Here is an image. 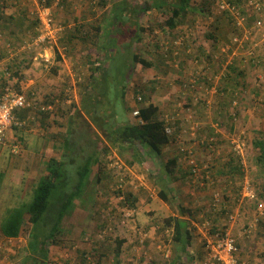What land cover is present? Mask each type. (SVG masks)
Returning <instances> with one entry per match:
<instances>
[{"label": "rangeland", "instance_id": "374dc122", "mask_svg": "<svg viewBox=\"0 0 264 264\" xmlns=\"http://www.w3.org/2000/svg\"><path fill=\"white\" fill-rule=\"evenodd\" d=\"M105 1L102 3V0H51L49 6L53 11L54 20L63 25L64 31L57 35V40L52 47H47L45 44L38 43L35 38L40 33V25L37 26L35 13L38 0H0V21L2 19L12 20L13 13L18 15L21 13V29L30 27L25 43L30 42L31 48L25 50H30L32 55L36 52H48L55 55L58 52L62 56L61 67L65 71L64 88L46 94L44 91H40L39 94L36 92V95H30L28 92L30 97H42L43 105L50 104L51 100L54 101L53 113L55 114L52 116L53 113H51L49 116L50 128H52L49 130L53 132L51 134L64 133L62 138L66 141V137H69L70 124H72L77 133H73L69 141L78 142L79 147L86 146L83 141L81 142L84 134L82 132L86 129L89 130L90 125L93 126L92 121L85 117L82 109H80L82 113L76 114L75 108L66 103V100L71 99L74 105L81 107L82 98L84 100H88V96L93 98V95H90L93 92L96 93L95 99L101 97L99 92L103 93L101 94L103 95L101 98L105 102L103 107H108L110 112L116 111V119L120 125L135 122L137 118L133 115V111L136 107H141V104L146 105L145 102L156 101L162 107H165L163 104L166 102H176L181 106L185 105L188 97H191L193 105L190 108L194 113L188 122H184L188 131L179 133L182 141L189 142L195 138L208 142L210 137L216 139L209 133H225L228 136L227 140H231L234 148L235 143L241 140L245 143V149L242 155H238L244 167L245 180L244 182L238 180V183H233V187H230L228 183L223 187L214 186L209 189L203 188V191L196 190L194 187L197 178H193V182H191L190 174L188 175L189 179L184 178L181 171L179 173L176 171L170 176L167 175L169 173L166 171V163L173 159L178 150L179 141L174 139L175 141L162 148L161 155H156L149 154V151L140 145L138 148L129 143L110 144L103 135L102 140L108 144L110 152L105 154L104 149L99 152L102 171L98 170L99 166L92 167L91 174L84 181L81 194L73 199V204L68 207V212H65L66 214L58 225L61 233L57 237L53 235L52 237L55 239L48 243V253L44 262L41 256L38 257L42 259L40 264H115L114 249L117 237H127L121 254L123 259L121 264H207L202 242L208 228L213 226L223 229L236 220L238 222L235 227L244 236L242 239L238 236L242 247L239 252L240 262L255 264L256 261H261L260 264H264V211L262 215H259V208L263 207L264 209V174L260 172V167L256 164V156L259 152L255 149L252 153L251 149L252 142L256 137H259V133H264V68L259 66L256 69L251 68L246 72L247 81H240L238 90L231 89L234 84L224 76L227 73L225 69L227 62L224 66L223 58L226 53H229L228 57L232 59L240 51L238 45L231 41L236 33L231 18L225 12L218 10L213 2L208 4L210 9L205 5L207 12L203 11L205 12L203 14L198 9H194L199 7L203 9V5L199 4L201 0L192 1L190 6L195 10V13L188 14L185 24L170 28L165 22L172 15V5H178L180 0ZM122 1L126 2L123 3L125 7L130 6L137 12L158 1H162L163 6L160 9L152 8L148 12H139L141 15L136 17L137 28L141 31L140 36L134 37L128 32L127 24L130 19H133L132 15L125 14L120 19L113 16L114 21L119 22L117 29H121V31L118 32L115 41L112 39V42L116 45L121 44V46L116 47L111 43L112 45L108 47L107 44H110L111 41V36L106 28L109 25L108 10L103 9L107 5ZM236 1L241 2L242 0ZM12 2L13 5H9ZM24 5L27 7L26 13L25 10H22ZM91 9L102 13L97 28L92 23L99 22L88 17V14L92 12ZM78 27H81V31ZM91 27L96 28L98 33ZM2 31L9 30L5 28ZM257 41H260V38H257ZM257 41L255 40L254 44ZM127 44L130 46L126 47ZM200 46H203L207 52L212 50L215 52L208 60L203 59V55L200 60L198 54V51L201 50L198 48ZM256 50L259 53H264V44H258ZM133 54L141 55V57L152 61L154 67H145L140 72L137 71ZM238 57L241 59L242 55ZM42 59L48 66L49 62L42 57L38 59L37 64ZM199 61L203 63L200 64ZM197 65L200 69L203 67V72L207 66L210 68L207 78L203 77V83L198 86L195 83V76L198 72L196 71ZM27 66H33V64L29 63ZM124 67L126 68L124 69ZM92 74L97 77V81H92ZM106 77L110 79H106ZM50 94V100L43 99ZM218 95L226 97L228 102L227 108L220 109L221 113L218 110L219 104H216ZM138 96L143 98L141 103L137 100ZM198 106L202 107L203 114L198 111ZM69 110L70 112H68ZM241 111H243V116H237L238 113L241 114ZM196 112L199 113L195 115ZM196 125V130L193 132L192 127ZM92 134L95 136L98 133ZM63 143L65 144V142ZM219 146L216 148V152H212L214 146H212V150L205 149L204 146L203 148L197 147L201 150V152H197L198 157L195 156L194 159L187 160L185 166L190 167L194 172L199 171L198 174L201 172V167L204 168L206 165L204 160L214 163L217 167L221 166L222 161L215 163L217 161L215 157L229 161L230 157L226 151L231 148V152H233V149L225 142L220 143ZM30 149L36 150L37 148L32 146ZM55 151L60 152V149H55ZM70 154L65 149L62 159H65L67 163L64 166L73 175V172L77 173L79 169L76 168L78 162L70 161ZM134 155H136V161H133ZM46 156L50 157L51 155ZM44 157L40 154L26 155L25 157L22 154L15 157L11 154V149L8 146H0L1 222H6L10 214L24 210L25 206H29L35 198L36 189L32 190L27 186L22 188L14 183L16 180L19 181L18 179L24 174L20 173V169L14 171L13 166L31 162L32 168L36 169V162L39 161L40 167L42 166V175L48 167ZM197 159L201 160L200 163L196 162ZM15 168L18 167L15 166ZM182 169L185 168L182 166ZM71 175L65 176L68 177V181L60 184L59 189L53 193L51 201L56 194L76 188L77 177ZM29 178L26 173L24 183H27L28 186L38 182V180ZM243 185L246 188L250 187V191H254L253 198L245 197L248 194L246 188L240 192V186L243 187ZM66 186L70 189L68 190ZM172 187H177L179 193L174 194ZM27 189L31 194L24 196L23 192ZM164 191L169 197L167 201L160 195ZM198 192H203V202L201 201L200 204L203 207V221L195 225L196 230L193 232L196 240L191 247H193V251L198 252L199 257L198 260H193L189 257L190 253L183 249L180 251L181 244H176L172 239L166 219L173 214H179V204H181L179 201L184 204L185 201L190 200L189 197L196 198ZM217 193L220 198L218 202L214 198ZM60 197L61 195L57 200L59 204L63 200V198L60 200ZM87 198L91 200L89 201ZM132 203L135 204L134 208L137 206V212H139L140 206H151L153 212L146 215L142 212L136 213L135 210L133 214L128 211L131 209ZM188 205L192 209L197 207L196 203L194 205L189 202ZM225 208L228 213L222 211ZM78 210L80 214H72ZM231 215L237 217L233 220L230 218ZM73 221L81 223L80 225L73 223L69 227L71 229L69 233L64 234L68 224ZM44 222L41 220L38 224L32 225L29 215H26L19 237L1 240L2 235L0 234V264H34L35 260L32 262L27 260L30 255L29 241L31 237L34 238L33 242H39L43 238V235L46 234H43L46 231ZM202 224L204 228H202ZM199 225H201L200 230L198 229ZM251 225L252 231L249 232ZM83 229H86V232H83ZM140 231H143L146 238L150 235L154 238L147 242L145 237L139 235ZM142 239L143 241H141Z\"/></svg>", "mask_w": 264, "mask_h": 264}, {"label": "trees", "instance_id": "16d2710c", "mask_svg": "<svg viewBox=\"0 0 264 264\" xmlns=\"http://www.w3.org/2000/svg\"><path fill=\"white\" fill-rule=\"evenodd\" d=\"M195 2V0H180V3L178 5H172V15L168 18V20L165 22L166 25L170 28H175V27H180V25L185 24L187 22V17L190 12L195 13L194 9H198V11L203 12L205 11V5L207 6L208 9H210V6L208 4H212L213 0H201L200 5H203V9L201 7L199 8H192L190 5L191 3ZM236 1V0H235ZM105 0H102V3H105ZM239 2V1H236ZM46 3L49 5L51 3V0H46ZM125 4V1L119 2L112 4V7L110 10H108V19H109V25L106 26L108 34L111 36V41L110 44H107L108 47L109 45H116V43L112 42L115 41L114 39L117 38L118 32L121 31L118 30V21H114V17L120 19L123 15L125 14H130L132 15L133 19L129 20V23L127 24L128 26V32L131 33L134 37L135 36H140L141 31L139 30L138 23H137V17L141 15V12H148L152 8H158L162 7V1H158L153 3L151 6L146 7L145 9H140L139 12H137L134 8L128 6L125 7L123 5ZM198 4V5H199ZM124 8V9H123ZM123 9V10H122ZM122 10V12H121ZM212 10V9H211ZM207 12V11H205ZM203 12V14L205 13ZM136 13V14H134ZM137 16V17H136ZM15 18V17H14ZM254 23V19L252 17L249 18L248 24L247 25H252ZM130 30V31H129ZM143 30V29H142ZM122 35V34H121ZM212 37V35H209ZM248 44H251V42H248ZM121 46V44L116 45V47ZM130 44H127L126 47H129ZM201 50L198 51V54L200 55L199 58L201 59V56L203 55V59L208 60L212 54H214V50L207 52L204 50L203 46L198 47ZM247 47H244L243 49H239V53L233 56L234 58L230 59L228 57L229 53H226V56L223 58L224 66L225 63L227 62V68L225 67L227 73L224 74L225 78L229 79L231 83L234 84L231 89L234 91L235 89L238 90V84L240 81H247V76L246 72H248L251 68H259L263 67L264 68V55L262 56L261 54H258V58L254 57H249L250 61L245 62L246 56H243V51L246 50ZM233 55V54H232ZM239 55H242L241 59H238ZM230 56V55H229ZM133 58L135 61V69L137 71H141L145 67H154V64L152 61H149L148 59H145L141 57V55L138 54H133ZM198 58V59H199ZM200 62V61H199ZM203 62H200L202 64ZM199 64V65H200ZM197 65V75L195 76V83L196 86L201 85L203 83V77L204 79L207 78V74L210 71V68L207 66L206 69L203 72V67L200 69ZM259 66V67H258ZM126 67H124L125 69ZM209 68V69H208ZM100 69V68H99ZM178 72V71H177ZM93 79L92 81H97V77L92 74ZM109 77H106V79ZM110 79V78H109ZM192 86V84H191ZM235 87V88H234ZM191 89V88H190ZM228 89H230L228 87ZM96 93L90 94L91 96L93 95V98H89L88 100H84L82 98V104L81 107L77 106L76 104L74 105L71 103V106H73L76 110V114L79 112L83 113L87 119H91L93 126L90 124V129L89 130H84L82 133L83 137L81 139V142L83 141L84 145L83 147H79L78 142L74 141H69L70 136L73 133H77L75 131V127H73L72 124H70V129L68 130L69 137H66V144H65V149L66 151H69L70 154V161H74L75 163L78 162L77 164V169L79 171L73 176L77 177V184L76 188L68 191V192H62L59 194H56L53 198V201H51V197L54 192H56L59 189L60 181H68V177H65L68 175H71L66 167L64 166L67 162L65 159L60 160H51L48 163V171L49 175L41 177L40 180L38 181V184L35 185V198L33 202L29 206H25L24 210H19L16 213L10 214L6 222H3L1 226V232L4 236L8 238H17L20 236L23 224L25 222V215L29 214V220L32 223V225L38 224L41 220L45 221L44 226L46 225V231L43 232V238L40 239L39 242H33V239L31 237V240L29 241V257L27 260H30L31 262L34 261V264H40V262L43 259V262L47 256V247L48 243L57 237V235L60 232L58 225L61 223L64 215L66 214L65 212H68V207L73 204V199L81 194L82 188L84 186V181L89 177L92 171V167L94 165L99 166L100 168L98 170L102 171L101 169V161L99 157V152L101 149L105 150V154H108L110 152V147L108 144L103 142V135L106 138L107 142L110 144H117V143H129L130 145H135L136 147L139 148V145L147 149L149 154L153 153L156 155H161L162 154V148L165 145H168L172 143L173 141L176 140V138H181L179 133H182L183 130L188 131L187 127L184 126L183 121L181 118V115L184 114V110L190 111L192 114L194 113L190 107L193 105V98L188 97L184 107L179 106V103L177 104L176 102L170 103L169 108H160L159 105H156L155 103L149 102L146 105H142L140 107V119L136 120L135 122H130L126 123L124 125H120L116 119L117 113L116 111L110 112L108 107H103V104L105 102L102 100L101 94L102 92H99V96L97 99L94 98V95ZM32 95V94H30ZM29 95V98H30ZM124 95V94H123ZM106 96V95H105ZM34 101V107H36L38 112H35L33 109H28L33 116L42 114V113H53L54 109L52 110H41L39 107L43 105V103L40 101V103L37 102L36 98H31ZM71 100V99H70ZM72 101V100H71ZM50 104L47 105H53L55 104L53 100L50 101ZM203 102V98H202ZM67 103V100H66ZM69 104V103H68ZM216 104L218 105V110L219 113H221L220 109H225L227 108L228 102L226 101V97H223L221 95L217 96V102ZM184 108V110L182 109ZM202 107L198 106V111L202 112ZM22 110V109H20ZM18 110V111H20ZM17 111V112H18ZM16 112V116H17ZM243 111H241V114L238 113L237 116H243ZM199 112H196L195 115H197ZM32 116V115H30ZM167 116L171 118H174V120L168 121ZM179 116V117H178ZM18 117V116H17ZM72 117V115H71ZM178 117V120L176 123L173 125L174 130L173 134H168L166 128L167 125L172 127V123L175 121V119ZM19 118V117H18ZM143 121V122H141ZM88 124V123H87ZM92 133H98L95 134V136ZM100 133V136H99ZM96 137V138H94ZM175 139V140H174ZM96 140V141H95ZM177 141V140H176ZM178 142V141H177ZM222 142H226L228 145L232 146V142L230 140L227 142L225 139ZM190 143V145H188ZM96 144V145H95ZM206 144H210L209 142L203 141V139H195L192 138L189 142H184L183 145L180 143L178 145V150L176 151L173 159H170L166 163V171L169 173L167 174L168 176L173 175L178 168H180L178 171L182 173L183 177H187L190 174L191 177L190 180L193 182V178H197L198 180L203 179V183L215 181L218 183H222L223 185H228L230 187H233V183L236 184L238 183V180H241V182H244V167L241 164L240 157L234 152H231V148L227 149L228 156L230 157L229 161H223L222 158H218L217 156L215 157L217 161L215 163H220V160L222 161V165L218 166L215 165L214 163H209L208 161L204 160L205 167H201V172L200 174L199 171H193L191 170L190 167L185 166V162L190 159H194L195 156H197V152H201L197 147H202L204 146L205 149H211L212 146H214V149L212 152H216V148H219V143L218 140H214L211 143V146H208ZM95 145V146H94ZM123 147V145H121ZM93 147V148H92ZM185 148V150H183ZM252 153H254L255 149L259 152L256 156V164L259 165L260 167V172L264 174V133H259V137H256V139L252 142L251 145ZM137 150V149H136ZM136 155L133 156V161H136L135 158ZM198 157V156H197ZM198 161V162H197ZM200 159H197L196 162L200 163ZM243 163V162H242ZM182 166L185 168L184 170L182 169ZM75 168V169H76ZM218 169V170H216ZM197 173L198 175H196ZM194 175V176H193ZM72 176V175H71ZM263 177V176H262ZM188 178V179H189ZM99 180L101 181L102 178L100 177ZM230 181V182H229ZM78 187V189H77ZM242 186H240V192H242ZM207 189V188H205ZM63 198L62 202L59 204L57 201ZM161 198H163L165 201L168 200V195L164 191L163 193L160 194ZM261 195V194H260ZM179 215L178 216H170L169 218L166 219V224L169 229H173V234H172V239L174 242L177 244H181L180 250H186L190 253L189 257L190 259H195L198 260V252L193 251V245L194 241L196 240V237L194 235V230H196V226L190 221L188 218H186V214L189 212V208L183 205L182 202L179 201ZM218 204V203H217ZM216 204V205H217ZM135 206L134 203L131 204V209H133ZM74 207L72 208V210ZM28 212V213H27ZM212 225V224H211ZM195 226V227H194ZM203 227V224H202ZM34 230V226H33ZM218 229L210 226L207 230V233H215ZM47 235V236H46ZM55 236L54 238L52 236ZM57 239V238H56ZM116 246L114 249L115 253V264H121V258L120 255L123 252V245L126 242L125 239L123 238H116ZM205 242H206V237L203 241L202 249H204V255L205 258L207 259V253L205 249ZM188 246V247H187ZM190 247V250H189ZM239 250H241L240 245L238 244ZM202 253V251H199ZM39 256L42 257V259L38 258ZM85 256V254H84ZM203 259V258H202ZM86 260V258H84Z\"/></svg>", "mask_w": 264, "mask_h": 264}, {"label": "crops", "instance_id": "0c3cea01", "mask_svg": "<svg viewBox=\"0 0 264 264\" xmlns=\"http://www.w3.org/2000/svg\"><path fill=\"white\" fill-rule=\"evenodd\" d=\"M9 5H13V2H12V4H9ZM110 7H112V5H107L103 10H109ZM26 9H27V7L25 6L22 10H25V13H26ZM91 10H92V12L90 14H88V17H90L91 20H93V21L99 22L97 24L92 23V25H95L97 28L100 24V20L102 18V15H101L102 13L96 12L95 9H91ZM21 15H22L21 13H19V15L17 13L16 14L13 13V16L15 18H13L12 20H10V19L3 20L2 19L0 21V89H3L5 87H10V88H12L18 92L23 91V93L25 92L26 95L29 94L28 92H30V94H34V95H36V92H38V94L41 93L40 91H44V94L51 93V92H57L60 90V88H64L63 77L65 74V71H64V68L61 67L62 66L61 65L62 56L58 52L55 55L52 53H48V52H46V53L45 52L44 53L36 52L32 55L31 54L32 52H30V50H25V44L24 43L27 40L26 36H27V33H28L30 27H29V29H26V28L21 29V27H22L21 26L22 21H21V17H20ZM35 26H36V23H35ZM5 28H8L9 31L3 32L2 30H4ZM78 28L81 31V27H78ZM96 28L95 29L92 28V30H95L96 33H98V30H96ZM41 57L44 58L45 61L49 62L48 66L45 65V63L43 62V59L37 64V61H39L38 59ZM29 63L33 64V66L28 67L27 65ZM48 68H50V69H48ZM8 85H10V86H8ZM49 96H51V94L47 95L45 97L43 96L44 97L43 99L50 100ZM41 98L42 97L36 96V100L38 103H40V101L42 102ZM76 101H78V99H76ZM149 102H152V101H149ZM149 102H145V103L147 104ZM153 103H155L156 105H159V107L162 109L165 107L169 108L168 106H170V102L164 103L163 105L165 107H162L156 101H153ZM141 106H142V104H141ZM68 112H70V110ZM50 114L51 113H42V114H38V115L33 116V114H31V112L28 109H22V110L17 112V116L19 117V119L25 120L26 124L21 129L15 128L14 132L11 131V136H12L13 141H14V146L11 147L10 145H8V147L11 149L12 155H14L15 157H18V156H21L23 154L25 157L26 155H39L40 154V155H43V157L45 156L44 158L46 160V164H48L53 159H55L57 161L58 160L61 161L62 154H63V152L65 153V144L67 143L66 142L67 140L65 141V139L62 138V134H64V133H60V134L54 133L55 135L51 134L53 132H52V130H49V129H52V128H50V125H51V121L49 118ZM54 114L55 113H53L52 116ZM202 114H203V110H202ZM30 115H32V117ZM184 116H185V114L183 115L182 118H184ZM209 134L214 135L216 140H218L219 144L224 139L227 142L229 141V140H227L228 136L225 133H219V134L218 133H209ZM211 138H213V137H210V139ZM63 142H65V144ZM230 142H231V140H230ZM32 146L36 147L37 149L36 150L30 149ZM14 149L16 152H13ZM55 149H60V152H56ZM49 154L51 156L47 157L46 155H49ZM60 154H61V156L59 157ZM151 154H153V153H151ZM15 166H17L18 168H15ZM41 168H42V166L40 167L39 161L36 162V169L32 168L31 162L22 163V165H19V164L16 165L15 164L12 169H14V171L16 169H20V173H23L24 175L18 179L19 181L16 180V181H14V183H17L22 188L24 186H27V188L29 187L32 190L35 189V185H37L38 182L36 184L31 183L30 186H28L27 183L26 184L24 183L25 182V176L27 173V175H29V177H30L29 178L30 180L35 179V180L39 181L41 177L49 175L48 168L45 171V173H43L41 175ZM179 169L180 168L177 169L178 173H179V171H178ZM75 174H76V172L74 171L72 176H74ZM11 179H13V178H11ZM60 182H64V180L60 181ZM214 186L223 187V184L215 182V181L203 183V179H201V180L196 179L194 188H196V190L199 189V190L203 191V188L209 189V188H212ZM169 187H170V185H169ZM66 188L70 189L67 186H66ZM28 190L29 189H27L26 191L23 192L24 196L31 194ZM172 191L174 194L179 193V189L177 187L176 188L172 187ZM189 199L190 200L185 201L183 204L184 206L189 208V212L186 214V218H188L190 221H192V223L194 225H197L203 221V207L200 205L201 201L203 202V192H198L196 198L195 197H189ZM88 200L90 201L91 199H88ZM189 202H191L194 205L196 203L197 207H195L194 209L190 208L191 206L188 205ZM223 205H225V202H223ZM133 209L136 210V213L142 212V213H145L146 215H149L150 213L152 214V212H153V208H151V206H140V209L138 210L139 212H137V209H138L137 206ZM179 211L180 210H178V212ZM222 211L224 213H228V210L226 208L223 209ZM72 214H80V211L79 210L74 211ZM26 215H29V214H26ZM178 215L173 214V216H178ZM217 216H218V212H217ZM237 222L238 221L236 220V221L232 222L233 225L231 224L230 226L225 227V228H229V227L231 228L232 232L235 233V234L234 233L233 234L238 239L239 245H240L239 237L242 239V237H244V236L242 235V232H240L239 229H237L235 227V224ZM73 223H74V225L75 224L80 225L81 222H74V221L70 222L68 224V228L66 229L64 234L69 233V231L71 230L69 227ZM2 224H3V222L0 221V229H1ZM222 225H223V222H222ZM200 227H201V225L198 226L199 230H200ZM73 230H72V232H73ZM83 232H86V229H83ZM0 234L2 235L1 240H4V238H8L2 234L1 230H0ZM201 234L202 233L200 231V235ZM139 235L142 236L143 238L144 237L146 238V235L143 233V231H140ZM153 238L154 237L152 235H150L146 238V241L147 242L152 241L151 239H153ZM201 238H202V235H201ZM123 239H125L127 241V237H124ZM200 242H202V241H200ZM125 243H124V245H125ZM124 245H123V248H124ZM173 247H175V246H173ZM240 247H241V245H240ZM173 253H174V249H173ZM120 258H121V260H123L122 255ZM260 262L261 261H256L255 264H260Z\"/></svg>", "mask_w": 264, "mask_h": 264}, {"label": "built area", "instance_id": "2783aa9c", "mask_svg": "<svg viewBox=\"0 0 264 264\" xmlns=\"http://www.w3.org/2000/svg\"><path fill=\"white\" fill-rule=\"evenodd\" d=\"M6 1V0H5ZM217 5L220 10H230L231 13L234 15L236 19V24L238 27L246 28L245 23L247 20V16L244 15L241 10L234 5H231L229 2L225 0H217ZM37 11H35L37 16V26L40 25L39 31L40 33L37 38L38 43L45 44L47 47H52L53 44L57 40V35L60 32L64 31V27L61 23L55 22L54 14L51 10V7L46 3V0H38L37 2ZM245 8L247 11L254 13L257 16L256 21L254 22L252 28L247 30L249 35L253 34L254 29L262 31V37L264 40V0H248L245 4ZM238 41V39H235ZM30 42L25 43V49H30L31 47ZM249 55H253V52L250 51ZM47 59V58H46ZM137 100L139 103L142 102V96H138ZM67 103L71 104L72 101L67 99ZM33 99L29 98L27 95L18 92L10 87H5L0 89V146L1 145H10L11 147L14 146V141L11 136V129L14 126L23 127L26 124L25 120H21L16 116V112L20 109H33L35 112H38L36 107H34ZM181 107H184L181 105ZM41 110H52L53 105H41L39 107ZM184 110V108H182ZM140 107H136L133 111V115L140 119ZM184 118L182 119L183 124L185 126V121L188 122L192 113L188 110H184ZM179 117V116H178ZM178 117L175 121L171 124V126L167 125V132L168 134H173L174 127L173 125L178 120ZM168 121L174 120L167 116ZM143 122V121H141ZM196 127H192L193 132L196 130ZM185 131V130H183ZM182 131V132H183ZM177 141L182 145L184 142L182 138H176ZM214 139H210L208 142L210 143ZM211 146V143L209 144ZM245 149V143L241 140L236 142L233 148V151L238 155H242ZM185 150V148H183ZM13 152H16L15 149ZM246 186L243 185V190ZM248 194L245 195L247 198L254 197V191H250V187H247ZM250 192V193H249ZM215 200L218 202L220 200L219 193L215 194ZM216 206V204H215ZM132 212V210H128ZM259 215L263 214V207L259 208ZM236 215H231V219H235ZM207 225H209L207 223ZM204 228V225H203ZM252 225L249 228V232L252 230ZM205 249L207 253V264H242L239 259V247H238V240L232 234L229 228L218 229L215 233L206 234V242H205Z\"/></svg>", "mask_w": 264, "mask_h": 264}, {"label": "clouds", "instance_id": "9594fccd", "mask_svg": "<svg viewBox=\"0 0 264 264\" xmlns=\"http://www.w3.org/2000/svg\"><path fill=\"white\" fill-rule=\"evenodd\" d=\"M227 2H229L231 5H234V6H237L241 12L247 16V20H246V23H245V26L246 28H241V27H238L237 24H236V19L234 17V15L231 13L230 10H220L218 5H217V0H213V3L214 5H216V8L220 11H223L225 12V14L227 16H229L231 18V21H232V24H233V27H234V30H235V34L233 35V38H231L230 40L233 41L235 44L238 45V48L239 49H243L244 47H247L246 51H243V56L245 55L246 56V59H245V62L249 61V57H254V58H257L258 57V54H261L262 56L264 55V53H259L257 52L256 50V46L260 43L264 44V40H263V37H262V31L261 30H256L254 29L253 31V34L250 36L249 33L247 32V30H250L253 26L252 25H247L248 24V21H249V18L252 17L254 19V22L256 21L257 19V16L254 15V13L250 12V11H247V9L245 8V4L248 0H242L240 3L239 2H236L234 0H225ZM257 38H260V41H257ZM235 39H238V41H235ZM257 41L256 44H254V41ZM248 42H251V44H248ZM252 51L253 52V55H249V52ZM23 93V91L21 92ZM23 94L26 95V93L24 92ZM28 95V94H27ZM29 97V95H28ZM30 98H35V97H30ZM32 117V116H31ZM16 129H21L22 127H17V126H14L11 131L15 130ZM10 131V133H11ZM8 146V145H7ZM232 149H233V144H232ZM234 152V151H233ZM239 156V155H238ZM242 191H243V188H242ZM217 206V205H216ZM128 210H132L133 211V214H134V211L135 209H128ZM132 214V215H133ZM203 228V227H202ZM169 229V228H168ZM169 231L171 232V234H173V229H169ZM173 237V236H172ZM143 241V239L141 240ZM207 260V259H206Z\"/></svg>", "mask_w": 264, "mask_h": 264}]
</instances>
